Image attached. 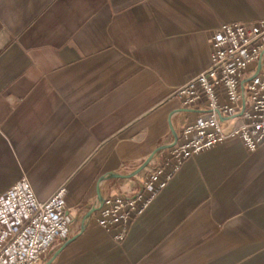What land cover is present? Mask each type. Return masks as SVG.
<instances>
[{
    "label": "crops",
    "instance_id": "1",
    "mask_svg": "<svg viewBox=\"0 0 264 264\" xmlns=\"http://www.w3.org/2000/svg\"><path fill=\"white\" fill-rule=\"evenodd\" d=\"M259 20L264 0H0V196L65 187L72 222L41 264H264V142L184 162L123 242L97 222L104 198L174 170L207 112L176 91L209 68L213 30Z\"/></svg>",
    "mask_w": 264,
    "mask_h": 264
},
{
    "label": "built area",
    "instance_id": "2",
    "mask_svg": "<svg viewBox=\"0 0 264 264\" xmlns=\"http://www.w3.org/2000/svg\"><path fill=\"white\" fill-rule=\"evenodd\" d=\"M209 51V68L176 91L183 107L204 106L207 112L182 128L172 149L174 170L167 173L162 164L143 183L142 193L108 196L98 206V224L117 229V242L127 238L184 162L229 140L241 141L249 152L264 142V20L214 29ZM235 118L242 123L229 128ZM66 193L62 187L42 201L23 177L0 196V264H41L69 232Z\"/></svg>",
    "mask_w": 264,
    "mask_h": 264
},
{
    "label": "water",
    "instance_id": "3",
    "mask_svg": "<svg viewBox=\"0 0 264 264\" xmlns=\"http://www.w3.org/2000/svg\"><path fill=\"white\" fill-rule=\"evenodd\" d=\"M149 162H150V161H149ZM149 162H148V163H149ZM148 163L146 164V166L148 165ZM146 166H145V167H146Z\"/></svg>",
    "mask_w": 264,
    "mask_h": 264
},
{
    "label": "rangeland",
    "instance_id": "4",
    "mask_svg": "<svg viewBox=\"0 0 264 264\" xmlns=\"http://www.w3.org/2000/svg\"><path fill=\"white\" fill-rule=\"evenodd\" d=\"M72 223V222H71ZM71 226V225H70ZM70 230V229H69Z\"/></svg>",
    "mask_w": 264,
    "mask_h": 264
}]
</instances>
